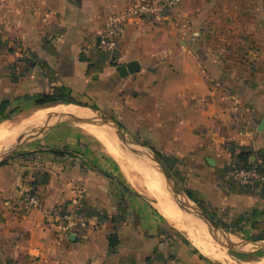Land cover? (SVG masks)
Here are the masks:
<instances>
[{
    "label": "crops",
    "instance_id": "0c3cea01",
    "mask_svg": "<svg viewBox=\"0 0 264 264\" xmlns=\"http://www.w3.org/2000/svg\"><path fill=\"white\" fill-rule=\"evenodd\" d=\"M130 2L0 0V109L8 102L4 114L0 112V128L13 124L7 116L15 107L26 110L34 104L39 108L35 113L48 108L37 107L36 101L56 88L65 87L72 96H86L96 105L106 98L115 107L131 83L134 98L128 89L121 115L131 120L135 113L128 111V104L134 101L130 105L138 108L140 124L154 118V146L170 155L177 151L193 163L201 196L228 205L236 214L264 218V189L246 190L228 181L231 167L242 164L240 154L264 169V130L259 131L264 120V58L251 59L244 80L236 71L240 61L198 58L197 44L179 40L176 33L172 38L169 32L176 26L166 28L162 19L130 24L114 52L100 54L96 44L106 17ZM173 15L176 24L189 21L185 29L190 35L202 29L197 20L210 16L194 7L193 0H180ZM132 61L140 63V72L120 77L118 69ZM246 81L248 87L243 88ZM31 126L3 150L12 148ZM56 133L26 150L28 155L40 152L37 157L0 163V264H205L194 250L177 242L167 225L171 223L157 208L156 215L142 206L144 216L135 220L131 203L125 206L120 199L123 192L110 187L105 173L85 164L82 146L90 141L78 130ZM63 148L77 153L72 158L58 154ZM29 191L41 202L40 210L26 211ZM70 211L84 214L87 227L67 231L60 217ZM112 236L118 238L115 247L109 244Z\"/></svg>",
    "mask_w": 264,
    "mask_h": 264
},
{
    "label": "rangeland",
    "instance_id": "374dc122",
    "mask_svg": "<svg viewBox=\"0 0 264 264\" xmlns=\"http://www.w3.org/2000/svg\"><path fill=\"white\" fill-rule=\"evenodd\" d=\"M209 1L210 3L208 5L204 2V0L203 3H200L202 2L200 0H193L194 7L198 6L199 9L203 8L208 13V15H210L207 19L197 20L196 26L199 25L198 27L202 29H200V32L195 35H190V32L185 29V26H188L189 21L185 20V22L177 24L172 22V19L174 18L173 14L179 12V5L174 10L167 13L160 22L162 24L165 23L163 26L166 28H174L176 26L173 31L169 32L172 33V38L175 37L176 33L178 34L179 40H185L186 43L197 44L198 49H194V53L198 58H212L215 60L235 59L240 61L241 66H237L236 71L242 72V79L246 80L245 78H248V75L251 72V59L264 58V53L262 52V49L264 48V0ZM184 9H186V7H184L182 10ZM256 26L258 27V30L254 31V28H256ZM176 28L179 30L176 31ZM251 43L254 46L253 49H251ZM257 48L259 49L257 50ZM127 86L128 87L124 86V91L119 94L120 100L118 104L115 105V107L112 106L110 102L108 103V100L106 98L100 100L98 105H96L93 100L86 96H72V99L74 98L78 102L77 104H63L61 102H57L54 104L43 106L48 108H55L59 106L72 105L75 109L70 117L51 120L50 127L46 132L35 139L29 140L16 152L8 156L0 154V163L3 164V162L6 163L17 158L26 160L37 157L38 155H40V152L28 155L26 150H28L32 146L41 144L40 142L46 139V135L54 133L58 134L56 132H62V130H65V128L78 130V132L81 133L84 138L90 141L89 144L84 143L82 146V148L84 149L83 152L87 155L85 164L88 168H92L97 172L105 173L107 178H110V187L116 190H121L123 192L124 197L122 196L120 199H125L123 200L125 206L127 205V203H131V208L135 209V220L139 218L140 215L144 216L143 212L141 211V208H143L144 206L149 208V213L155 212L154 214L157 215V211H154L157 208L158 211L164 216L163 211L161 210L157 202L146 193V179L149 177L151 178L152 176L158 177V181H161L165 186L167 196L176 207L177 211L181 214H188L189 219L194 220L196 225L201 227V230L203 232L201 234L202 239H205L207 237H211L214 239L215 243L213 247L209 246L206 242L203 245L214 255L221 257L223 259L222 262L213 260L209 256L210 254H212L211 252H204L203 248H199L194 245L196 248L202 251L203 255L205 256L204 257L192 245V242L189 240L186 233L177 230L171 224L167 223L168 227H170L171 234L176 235L178 240L177 242H179L180 244L183 243L187 246V248L194 250L195 255L205 260V264H258L261 260H264V253H252L250 250H248L250 248H253L254 246L257 247L256 245L264 244V218L251 214H236L230 209V207H226L228 205H219L215 203V201H211V203L208 198L206 199L201 196V181L195 180L194 182L192 173L193 163L186 162V157H179L177 155V151L172 152V154L174 155H170L165 153L160 147L154 146V131L151 130V128L155 126L154 118L152 117V119H150V123L146 121L140 124V119L138 117V108L136 106L130 105L133 104L134 101H130V103L128 104V111L133 110L132 113H135L136 115L132 114V116H130V121L126 120L127 117H123V115H121V99H123L124 95L125 97L128 95V92H126L128 89H131L130 95H132L131 97L134 98L133 94L135 91L132 89V84L130 83ZM245 87H248V81L244 82L243 88ZM32 106L33 107L29 106L31 108H28L26 110L21 106L15 107L13 113L8 115L7 119L9 120V122H13L16 124L18 122L22 123L23 121L29 119L35 113V111L39 109H36L34 104H32ZM79 117L89 119L90 121L104 120L108 122H115L120 126L123 132V135L127 141L126 146L137 150L145 147L159 153L161 162L174 176V179L177 182L179 188L186 194L188 192H191L193 201L200 209V211L204 213L209 219L217 222L223 231L231 234L232 236L245 240L247 243H249V246H235L233 248L229 247L228 249L224 247L216 236L209 234L204 229V227L200 224V222L193 214L183 212L179 208L178 203L176 202V197L168 189L165 178L160 174L156 163L150 155L137 154L128 151L121 145L116 135V129L112 127H104L110 129L112 131V134L116 138L118 145L122 147V149L128 155L134 157L132 159H134L135 161L129 163V166H127V164L122 166L108 153H112L110 149V141H106L95 136L92 137L85 131H83L80 127H78V125H76L77 121H80L77 119ZM44 122L45 120L36 124L35 126H32L29 129L31 130L29 134L39 131L44 125ZM22 136H24V134ZM22 136L20 138H22ZM9 144L10 142H7V146ZM3 149L4 148L0 150ZM57 153L72 158V153H77V151H69L67 148H63L62 151L60 150ZM176 155L177 157H174ZM140 159H142V162H138ZM137 163L139 164V166H137ZM248 163L249 162H247V164ZM194 183L196 184L195 186L197 188V191L193 189ZM186 208L188 211H190L189 208L191 207L186 205ZM149 217L150 216L148 215V218ZM164 218L167 220L166 216H164ZM185 220L189 223L193 222L188 221L187 218Z\"/></svg>",
    "mask_w": 264,
    "mask_h": 264
},
{
    "label": "built area",
    "instance_id": "2783aa9c",
    "mask_svg": "<svg viewBox=\"0 0 264 264\" xmlns=\"http://www.w3.org/2000/svg\"><path fill=\"white\" fill-rule=\"evenodd\" d=\"M180 0H131L123 10L111 13L106 17L104 28L97 40V50L100 54L108 55L114 52L130 24L134 22L158 21L174 10ZM3 36L0 32V48ZM229 181L237 187L257 191L264 189V169L256 163L246 165H233L229 171ZM26 211L40 210L42 204L39 199L29 191L25 197ZM67 231H74L87 227L84 214L70 211L60 217Z\"/></svg>",
    "mask_w": 264,
    "mask_h": 264
},
{
    "label": "bare ground",
    "instance_id": "6f19581e",
    "mask_svg": "<svg viewBox=\"0 0 264 264\" xmlns=\"http://www.w3.org/2000/svg\"><path fill=\"white\" fill-rule=\"evenodd\" d=\"M74 109L75 108L73 106H71V105H69V106H59V107H55V108H46L45 110H41V112L35 113L29 119L23 121L22 123H19V122H18L19 124L18 123L17 124L16 123L15 124L11 123V124H6V125L2 126L0 128V149L6 148L7 147V142H9L12 138H16L23 130H25L26 127L31 126L33 124H38L40 122H43L44 120L48 119L51 116H53L54 118H62V117L65 118L66 116L72 115ZM60 114H66V115H62L61 116ZM57 115H59V116H57ZM73 115H75V114H73ZM76 125H78V127H80L83 131H85L90 136H95V137H99V138H101L103 140L110 141V149H111L112 153H110V152L109 153L122 166H124L126 164H127V166H129L130 165L129 163L135 161L134 159H132V158H134L133 156L128 155L122 149V147H120L118 145V143L116 141V138L114 137V135L109 133V129L108 128H103V127H100L98 125L92 124L90 122H82V121H78L76 123ZM30 131L31 130H29L26 134H24V136L29 134ZM24 136H22V138ZM22 138H20L12 146V148L14 146H16L20 142V140ZM138 162H141V161H138ZM137 166H139V164ZM128 169H129V167H128ZM146 180H147V182H146L147 183L146 184L147 192L146 193L157 202V204L159 205V207L163 211L164 216H166L167 220L175 228H177L181 232L186 233L188 235L189 240L192 242L193 245H195V246H197L199 248H203L204 252H211L203 244L206 242L209 246L213 247V245L215 243L214 239L211 238V237H207L205 239H202L201 234L203 232L201 230V227L197 226L194 221H193L194 223L193 222H191V223L187 222L185 219L189 218L188 214H181V213H179L177 211L176 207L173 205V203L170 201V199L167 196V191H166L165 186L163 185V183L161 181H158L159 180L158 177H153L152 176L151 178L149 177ZM189 210L191 212L193 211L192 208H189ZM217 238L220 241V243L224 247H226L227 249L229 247L230 248L235 247V246L228 245L227 242H225V240H223L222 238H219V237H217ZM253 248H256V247H253ZM209 256L215 261H219V262L223 261V259L221 257H219L217 255H214L213 253L210 254ZM258 264H264V260H261Z\"/></svg>",
    "mask_w": 264,
    "mask_h": 264
},
{
    "label": "water",
    "instance_id": "95a60500",
    "mask_svg": "<svg viewBox=\"0 0 264 264\" xmlns=\"http://www.w3.org/2000/svg\"><path fill=\"white\" fill-rule=\"evenodd\" d=\"M140 69H141L140 63L138 61H132V62L126 64L125 66L120 67L118 69V72H119L120 77L125 78L127 76H132V75L139 73ZM60 115L62 116V115H66V114H60ZM57 116H59V115H57ZM53 118L54 117L51 116L48 119H46L44 122V125L42 126V128L39 131H37L35 133L27 134L13 148L7 149V150H0V154L4 155V156H8V155L16 152L17 150H19L29 140L35 139L38 136H40L41 134H43L44 132H46L49 129L50 122H51V120H53ZM77 119L82 121V122H90V123L96 124L100 127L115 128L116 129V135H117L121 145L125 149H127L128 151H130L132 153L147 154V155H150L152 157V159L154 160V162L157 165V168L160 171V174L165 178L168 189L176 197V202L178 203L179 208L183 212L193 214L200 221V223L202 224L204 229L209 234L216 236V237H219V238H222L223 240H225L227 242L228 245L237 246V247L238 246H249V243H247L245 240L237 238L235 236H232L231 234L223 231L217 222L209 219L204 213H202L200 211V209L196 206L195 202L192 199H190L188 197V195L186 193H184L179 188L177 182L174 179V176L164 166V164L161 162L160 158L158 157L157 153L154 150L147 149L145 147H142L141 149L137 150V149L129 148L128 146H126L127 141L123 135V132H122L120 126L115 122H111V121L108 122V121H104V120L90 121L89 119L80 118V117ZM263 130H264V120L259 127V131H263ZM186 205L190 206L194 212L188 211L186 208ZM71 240H74L73 236H71ZM109 244L112 247L117 246L118 245V238L115 236L110 237ZM250 251L252 253H264V246L260 245V246H258L257 249L250 248Z\"/></svg>",
    "mask_w": 264,
    "mask_h": 264
},
{
    "label": "trees",
    "instance_id": "16d2710c",
    "mask_svg": "<svg viewBox=\"0 0 264 264\" xmlns=\"http://www.w3.org/2000/svg\"><path fill=\"white\" fill-rule=\"evenodd\" d=\"M66 98H71V99H66ZM57 102L65 103V104H73V103H78L74 98L72 99V91L62 87V88H56L54 91L49 94V95H42L38 98L36 101V106L37 107H43L49 104H54ZM8 106V102H3L1 104V109L0 112L3 115L6 107ZM157 153V152H156ZM264 154V153H263ZM158 157H160V154L157 153ZM239 161L242 162V165H246L247 162L249 161V155L247 154H240L238 157ZM5 164V162H3ZM188 197L193 200V196L191 192L187 193Z\"/></svg>",
    "mask_w": 264,
    "mask_h": 264
}]
</instances>
